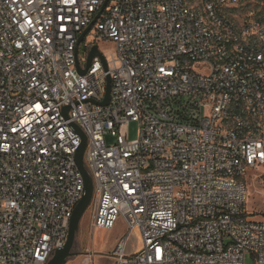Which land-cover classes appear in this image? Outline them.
I'll return each instance as SVG.
<instances>
[{
	"label": "built area",
	"instance_id": "obj_1",
	"mask_svg": "<svg viewBox=\"0 0 264 264\" xmlns=\"http://www.w3.org/2000/svg\"><path fill=\"white\" fill-rule=\"evenodd\" d=\"M263 8L0 0V264H48L65 246L86 188L78 128L93 226L127 228L113 264H246L248 254L264 264V221L249 218L246 184L264 168ZM90 26V49L116 50L81 74Z\"/></svg>",
	"mask_w": 264,
	"mask_h": 264
},
{
	"label": "rangeland",
	"instance_id": "obj_2",
	"mask_svg": "<svg viewBox=\"0 0 264 264\" xmlns=\"http://www.w3.org/2000/svg\"><path fill=\"white\" fill-rule=\"evenodd\" d=\"M255 5L256 2H253L252 6L254 7ZM92 33L88 35L86 41H83L80 46L79 55L84 65L87 64L91 50L90 47L86 45L87 40L91 41L94 39ZM97 45L105 56H111L116 50L112 42L98 41ZM125 133L130 140L138 139L140 135L139 123L132 122L126 127ZM107 138L109 143L114 141V138H111L109 135ZM259 172L264 173V168ZM246 184L248 194L247 211L249 218L252 220L264 221V179H255L253 175H248L246 176ZM93 200L94 195L80 222L73 247L75 255L71 256L66 264H81L82 259L90 253L93 254L94 264H113L114 260L112 253L118 243L127 235V228L122 219H119L112 229H101L93 226ZM246 264H255V258L252 254L247 255Z\"/></svg>",
	"mask_w": 264,
	"mask_h": 264
},
{
	"label": "water",
	"instance_id": "obj_3",
	"mask_svg": "<svg viewBox=\"0 0 264 264\" xmlns=\"http://www.w3.org/2000/svg\"><path fill=\"white\" fill-rule=\"evenodd\" d=\"M106 5L107 3L104 5V8L106 7ZM91 27L92 26L87 28L84 31V33L81 35L80 41H79L80 43L84 40L85 35L89 32ZM97 55L101 56L103 60L105 61L104 56L102 55L98 45H93L89 53L87 68L86 69L81 68L79 61H77V67L81 74L87 73L88 67L91 64L92 59ZM105 65H106V62H105ZM110 99H111V77L108 76L106 97L102 101V103L109 104ZM68 109L69 107L66 108V110ZM77 130L83 138V142L77 151L76 159H77L78 166L85 178V184H86L85 194L74 210V213H73V216L70 222L68 240L65 246L55 251L53 257L49 260L48 264H66L68 259L71 256L75 255V252H73V247H74L76 236H77V233L80 227V222L94 195V180L91 174L89 173L88 169L86 168L85 160H84V155H85V151L87 147V138L80 128H78Z\"/></svg>",
	"mask_w": 264,
	"mask_h": 264
},
{
	"label": "crops",
	"instance_id": "obj_4",
	"mask_svg": "<svg viewBox=\"0 0 264 264\" xmlns=\"http://www.w3.org/2000/svg\"><path fill=\"white\" fill-rule=\"evenodd\" d=\"M263 167H259V168H257V169H255V170H253L249 175L250 176H254V178L256 179V178H259L261 175H263L264 173L262 172H259L261 169H262ZM261 180H262V178H260Z\"/></svg>",
	"mask_w": 264,
	"mask_h": 264
},
{
	"label": "trees",
	"instance_id": "obj_5",
	"mask_svg": "<svg viewBox=\"0 0 264 264\" xmlns=\"http://www.w3.org/2000/svg\"><path fill=\"white\" fill-rule=\"evenodd\" d=\"M260 13H261V14H263V13H264V8H263V9L260 11Z\"/></svg>",
	"mask_w": 264,
	"mask_h": 264
}]
</instances>
